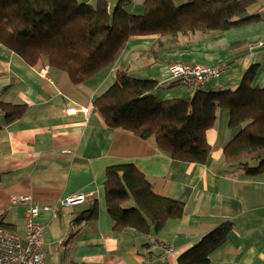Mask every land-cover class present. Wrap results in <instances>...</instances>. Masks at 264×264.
<instances>
[{"label":"crops","instance_id":"obj_1","mask_svg":"<svg viewBox=\"0 0 264 264\" xmlns=\"http://www.w3.org/2000/svg\"><path fill=\"white\" fill-rule=\"evenodd\" d=\"M108 2L112 10L116 4ZM132 5L140 9L142 2ZM248 11L263 19L204 40L199 33L180 35L177 42L164 38L166 47L181 46L157 54L152 48L159 36L132 37L111 69L79 85L65 71L52 68L47 57L31 66L0 45V96L27 104L23 117L10 124L0 114V222L24 235L31 205L53 207L61 198L84 193L83 202L56 211L41 209L34 218L47 226L48 264H178L181 253L225 220L234 227L212 253V264H264V172L247 178L226 171L223 149L233 135L227 109L219 111L209 132V160L200 164L171 158L153 137L107 129L92 105L114 83L122 64L157 79L165 98L193 93L169 73L178 63L224 68L218 79L202 86L206 90L235 87L251 65L259 64L257 84L264 86V0H254ZM125 162L135 163L157 193L183 201V216L170 219L158 233L146 236L130 229L115 235L106 208V169ZM22 196L31 199H13ZM94 202L98 218L76 223ZM165 244L172 251L153 252Z\"/></svg>","mask_w":264,"mask_h":264},{"label":"trees","instance_id":"obj_2","mask_svg":"<svg viewBox=\"0 0 264 264\" xmlns=\"http://www.w3.org/2000/svg\"><path fill=\"white\" fill-rule=\"evenodd\" d=\"M140 1L141 8L135 12L124 0L112 10L108 0H0V45L31 66L47 57L52 68L65 71L79 85L111 69L132 37L159 36L152 48L157 54L181 46L166 47L164 38L177 42L180 35L199 33L204 40L263 19L261 13L248 11L254 0ZM260 70L261 65H251L235 87L206 90L200 86L190 96L165 98L157 79L140 76L129 64H122L114 83L92 105L107 129L143 139L153 137L171 158L200 164L209 160V132L219 111L227 109L233 135L223 149L225 169L255 177L264 172ZM26 111V103L3 101L0 96V114L8 124ZM105 194L115 235L130 229L146 236L158 233L170 219H179L185 212L183 201L157 193L152 181L132 162L107 167ZM98 215L94 202L75 221L96 220ZM0 226L10 228L3 221ZM233 227L232 220L219 223L181 253L177 263L212 264V253L226 242Z\"/></svg>","mask_w":264,"mask_h":264},{"label":"built area","instance_id":"obj_3","mask_svg":"<svg viewBox=\"0 0 264 264\" xmlns=\"http://www.w3.org/2000/svg\"><path fill=\"white\" fill-rule=\"evenodd\" d=\"M128 4H136L140 0H124ZM224 68L221 66H207L200 63L175 64L169 67V73L181 80L183 84L189 85L193 90L204 84L218 79ZM86 195L84 193L68 195L61 198L53 207L31 205L26 213V232L24 235L0 226V264H48L47 251L44 247V237L47 226L35 221V217L41 209L56 211L59 207L75 205L83 202ZM28 201L30 196L13 197ZM168 251L172 248L164 245Z\"/></svg>","mask_w":264,"mask_h":264},{"label":"water","instance_id":"obj_4","mask_svg":"<svg viewBox=\"0 0 264 264\" xmlns=\"http://www.w3.org/2000/svg\"><path fill=\"white\" fill-rule=\"evenodd\" d=\"M156 244V242H155ZM153 252L156 254V255H161L165 252V248L159 246V245H156L154 248H153Z\"/></svg>","mask_w":264,"mask_h":264},{"label":"rangeland","instance_id":"obj_5","mask_svg":"<svg viewBox=\"0 0 264 264\" xmlns=\"http://www.w3.org/2000/svg\"><path fill=\"white\" fill-rule=\"evenodd\" d=\"M110 1H112L113 2V4H116L117 2H118V0H110ZM136 5H127V7L130 9V10H133V11H135V12H138L137 10H139V7L140 6H138V9H135L136 7H135ZM213 81V80H212ZM185 84H182V86H184Z\"/></svg>","mask_w":264,"mask_h":264}]
</instances>
